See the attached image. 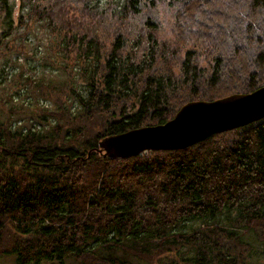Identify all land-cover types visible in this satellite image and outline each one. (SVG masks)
I'll use <instances>...</instances> for the list:
<instances>
[{"label": "trees", "instance_id": "trees-1", "mask_svg": "<svg viewBox=\"0 0 264 264\" xmlns=\"http://www.w3.org/2000/svg\"><path fill=\"white\" fill-rule=\"evenodd\" d=\"M20 1L21 18L49 30L63 53L77 112L58 114L47 133L12 139L0 126V256L247 264L245 235L264 245V118L181 150L115 159L98 144L164 124L188 102L262 87L264 0H171L164 38L143 10L150 1ZM9 13L0 0L5 29ZM136 21L135 33L123 32Z\"/></svg>", "mask_w": 264, "mask_h": 264}, {"label": "rangeland", "instance_id": "rangeland-1", "mask_svg": "<svg viewBox=\"0 0 264 264\" xmlns=\"http://www.w3.org/2000/svg\"><path fill=\"white\" fill-rule=\"evenodd\" d=\"M149 1L153 3L152 9L146 7L143 10L158 20L159 35L164 38L169 33L170 7L175 2L172 4L171 0H142L143 5H147ZM7 4L8 8L10 7L11 21L7 29L2 21L3 14H0V126L2 132L7 131L9 137L13 139V133L18 131L47 133L58 121V114L67 112L73 116L77 112V104L70 100L66 101L64 93V84L67 85L66 74L58 67L65 64L63 53L57 50L49 30L36 22L21 18L25 12L22 9V1L7 0ZM133 24L134 27L122 26L121 29L125 33H135L138 21ZM4 33L5 36H2ZM68 59L69 67L73 64L72 55ZM7 144L10 143L7 141ZM146 152L142 154L146 155ZM221 222L225 223L222 219L220 224ZM197 226V223L185 224V228L188 229ZM243 241L254 250L252 254L250 252L247 264H264V245L251 233L245 235ZM62 260V264H76L67 256ZM151 260L153 259H133L132 264H151ZM166 261L171 263L174 260L165 259L164 263H167ZM0 264H17L16 256L14 254L0 256ZM39 264L51 263L43 260Z\"/></svg>", "mask_w": 264, "mask_h": 264}, {"label": "water", "instance_id": "water-1", "mask_svg": "<svg viewBox=\"0 0 264 264\" xmlns=\"http://www.w3.org/2000/svg\"><path fill=\"white\" fill-rule=\"evenodd\" d=\"M262 118L264 85L248 94H234L212 102H188L164 124L104 138L98 144V151L109 158L119 159L146 151L181 150Z\"/></svg>", "mask_w": 264, "mask_h": 264}]
</instances>
